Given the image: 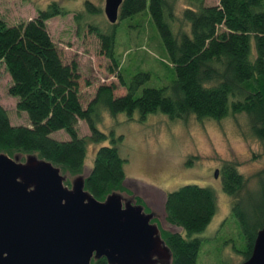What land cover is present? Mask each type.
I'll use <instances>...</instances> for the list:
<instances>
[{"label":"trees","instance_id":"1","mask_svg":"<svg viewBox=\"0 0 264 264\" xmlns=\"http://www.w3.org/2000/svg\"><path fill=\"white\" fill-rule=\"evenodd\" d=\"M178 15L175 0H123L118 20L148 8L175 77L162 86H145L149 73L139 71L129 82L115 53L117 22L103 29L90 24L100 41L102 53L113 63L125 87L115 95L116 84L101 83L83 107L79 98L78 65L63 63L46 20L68 10L50 2L38 8L27 21L8 24L0 17V61L10 76L8 93L17 98L16 110L26 112L29 124L13 125L0 104V151L36 154L68 175L82 174L88 143L97 144L85 189L97 200L123 189L125 159L119 145L122 134L99 130L100 111L111 116L125 113L146 119L161 112L173 119H221L229 114L245 117L251 132L264 142V0H188ZM86 6L97 13L89 1ZM113 68L111 70H113ZM206 119V120H207ZM84 120L90 135H79L78 121ZM63 131L67 139H57ZM110 141L104 145L102 142ZM257 188L243 195L246 178L235 164L221 168L222 189L230 197V212L236 219L245 247L237 250L248 259L259 229L264 226V170L256 175ZM137 203L142 200L136 198ZM165 220L177 231L161 229L172 253L171 264H196L203 231L217 208L214 190L185 184L166 192ZM148 211V210H147ZM92 264H108L105 258Z\"/></svg>","mask_w":264,"mask_h":264},{"label":"rangeland","instance_id":"2","mask_svg":"<svg viewBox=\"0 0 264 264\" xmlns=\"http://www.w3.org/2000/svg\"><path fill=\"white\" fill-rule=\"evenodd\" d=\"M86 1L98 9L87 8ZM54 2L66 11L46 20L47 30L55 43L63 63L75 61L79 72V98L86 107L101 83L116 84L115 95L125 93V87L111 60L102 53L100 41L91 32L90 24L109 29L104 14L105 0H0V17L8 24L27 21ZM206 5H218L219 0H204ZM189 4L175 0V13ZM115 53L122 67V79L129 82L135 73L148 72L145 86L167 85L174 77L166 50L148 8L121 20L117 19ZM113 68V70H111ZM10 76L0 61V104L8 111L13 125L29 124L26 112L16 110L17 98L8 93ZM99 130H113L122 134L119 145L125 161V178L120 193L125 197L141 199L148 211L155 212L161 229L177 231L163 218L166 192L185 184H197L214 190L217 208L206 228L194 234L202 240L196 264H240L242 253L235 249L245 247L236 219L230 212V197L222 189L221 168L225 163L235 164L246 178L243 195L257 188V173L264 170V142L255 136L244 116L231 114L215 120L197 119L193 115L173 119L161 112L150 113L146 119L129 118L120 113L111 116L99 112ZM207 119V120H206ZM79 135H90L84 120L78 121ZM57 139H67L65 132L55 133ZM104 145L110 141L102 142ZM97 144L88 143L82 175L86 177L94 158ZM23 160V157H21ZM218 170V176L214 177ZM72 175H67L68 185Z\"/></svg>","mask_w":264,"mask_h":264},{"label":"water","instance_id":"3","mask_svg":"<svg viewBox=\"0 0 264 264\" xmlns=\"http://www.w3.org/2000/svg\"><path fill=\"white\" fill-rule=\"evenodd\" d=\"M122 2L105 0L110 23ZM67 175L36 154L0 151V264H92L102 257L108 264L172 263L152 209L120 191L97 200L85 176L66 185ZM240 264H264V226Z\"/></svg>","mask_w":264,"mask_h":264}]
</instances>
